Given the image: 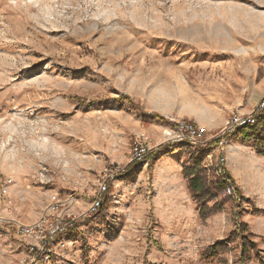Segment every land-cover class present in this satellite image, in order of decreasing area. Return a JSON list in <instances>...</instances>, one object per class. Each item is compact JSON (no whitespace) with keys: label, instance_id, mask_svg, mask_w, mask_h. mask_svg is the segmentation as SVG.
Returning <instances> with one entry per match:
<instances>
[{"label":"rangeland","instance_id":"1","mask_svg":"<svg viewBox=\"0 0 264 264\" xmlns=\"http://www.w3.org/2000/svg\"><path fill=\"white\" fill-rule=\"evenodd\" d=\"M263 95L264 0H0V216L32 222L70 193L86 208L118 168L45 264H264V152L227 137L235 191L202 219L183 170L203 150L164 134L185 118L215 139ZM143 136L154 149L137 164ZM237 213L258 245L249 260L229 239ZM216 243L229 249L207 257ZM24 248L0 224V264Z\"/></svg>","mask_w":264,"mask_h":264},{"label":"built area","instance_id":"2","mask_svg":"<svg viewBox=\"0 0 264 264\" xmlns=\"http://www.w3.org/2000/svg\"><path fill=\"white\" fill-rule=\"evenodd\" d=\"M264 115V95L260 101L248 113H234L220 132L213 139L207 136L205 128H202L194 120L179 118L172 123V126L164 130L166 140L180 145L191 146L203 150V165L208 171L209 178L214 181L222 180L226 183L225 196H231L234 188L231 179L228 177L227 136L239 129L255 125L260 116ZM143 140L132 144L130 150L131 161L143 163L154 149L151 139L143 136ZM213 148L209 146L213 144ZM218 153V156L215 153ZM217 157V158H216ZM120 173L118 168L111 169L98 185V190L92 196L86 208L80 206L77 194L70 193L65 196L54 195L38 219L32 222H25L17 219H8L0 216V224L10 225L14 233L24 243V257L21 264H45L51 262L53 244L56 239L69 237L82 218L91 217L98 213L104 203L105 194L108 191L109 183L115 180Z\"/></svg>","mask_w":264,"mask_h":264},{"label":"trees","instance_id":"3","mask_svg":"<svg viewBox=\"0 0 264 264\" xmlns=\"http://www.w3.org/2000/svg\"><path fill=\"white\" fill-rule=\"evenodd\" d=\"M264 115L260 116L257 124L251 125L233 134L228 135V139L237 138L241 139L243 143H252L255 150L261 154L264 152ZM203 151H199L198 156L193 159V163L183 170L184 176L188 180V188L192 192L199 204V215L202 219H206L212 214L223 211L222 202H217L209 206L207 202L216 200L219 194L226 187V183L218 180L213 183H208L205 174L202 172ZM228 177L229 174H228ZM105 203V202H104ZM103 203V205H104ZM240 214H236L237 228L233 230L229 239L240 237L242 240L241 258L242 260H249L251 258V251L256 250L258 245L252 241L253 234L246 232L249 231L248 224L239 220ZM229 249L227 243H216L210 246L206 251L207 257L217 256L219 253L225 252Z\"/></svg>","mask_w":264,"mask_h":264},{"label":"bare ground","instance_id":"4","mask_svg":"<svg viewBox=\"0 0 264 264\" xmlns=\"http://www.w3.org/2000/svg\"><path fill=\"white\" fill-rule=\"evenodd\" d=\"M239 149H240V147H239Z\"/></svg>","mask_w":264,"mask_h":264}]
</instances>
